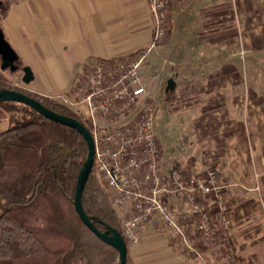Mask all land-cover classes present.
Segmentation results:
<instances>
[{
  "label": "crops",
  "instance_id": "crops-1",
  "mask_svg": "<svg viewBox=\"0 0 264 264\" xmlns=\"http://www.w3.org/2000/svg\"><path fill=\"white\" fill-rule=\"evenodd\" d=\"M1 1L5 4L6 0ZM8 1L10 5L1 21V31L18 55L20 65L28 66L33 73V80L29 84H20L25 90L44 97L63 93L88 67L99 61L120 62L136 55L148 47L151 40L153 17L149 0ZM170 2V29H237V19H241V29L251 32V35L246 36V41L250 40L248 47H264V0ZM206 41L218 47L226 43L224 37L213 42H209L210 39ZM198 42L195 37L189 46H200ZM193 49H187V54L193 53ZM253 51L250 56L257 59L260 52L254 48ZM261 51L264 53V49ZM188 56L179 61L185 63V66L175 64L176 72L191 74L192 77L199 72L202 75L207 73L205 69L196 70L194 57ZM217 62H222L224 66L225 58ZM234 73L237 71L234 70ZM231 74V71L221 70L210 75H217L222 80L237 76ZM196 90H201L205 97L196 101L195 106L203 103L207 105L212 97L220 99L212 108L224 110L232 121L223 136L211 135L203 139V147L208 145L218 148V152H205L201 161L211 162L229 185L228 198L236 221L232 231L236 233L237 239H233L232 231L230 233L234 248L242 253L245 251L249 257H258L264 254V250L260 249L264 246V87H247L244 92L247 98L243 102L240 100V104H237V95L227 98L231 91L224 85ZM7 128V118L0 117V132ZM228 144L232 145L231 151L227 148ZM162 158L165 163L163 152ZM248 227L257 228L258 232L248 233V245L238 248L240 237L247 236L242 230ZM166 231L158 223L144 226L139 232V244L129 246L135 264H164L186 260L176 238ZM162 254L164 256L161 258L157 256Z\"/></svg>",
  "mask_w": 264,
  "mask_h": 264
},
{
  "label": "built area",
  "instance_id": "built-area-1",
  "mask_svg": "<svg viewBox=\"0 0 264 264\" xmlns=\"http://www.w3.org/2000/svg\"><path fill=\"white\" fill-rule=\"evenodd\" d=\"M149 6L148 47L124 61L97 62L66 91L49 98L76 115L78 106L85 107L82 119L93 140V164L127 244L138 245L144 226L158 223L176 238L184 257L205 264L201 247L213 253L225 246L233 227L229 185L211 162L163 161L154 121L157 106L140 69L163 45L171 2L149 0Z\"/></svg>",
  "mask_w": 264,
  "mask_h": 264
},
{
  "label": "trees",
  "instance_id": "trees-1",
  "mask_svg": "<svg viewBox=\"0 0 264 264\" xmlns=\"http://www.w3.org/2000/svg\"><path fill=\"white\" fill-rule=\"evenodd\" d=\"M9 5L6 0L0 8V29ZM0 90L26 94L89 130L81 117L57 100L18 88L1 73ZM0 117L8 120V128L0 132V264H117V251L98 239L74 209L75 185L88 152L83 136L17 102L0 100ZM47 179L51 183L44 191ZM81 205L98 231L113 228L122 234L94 164ZM126 246L125 264H135L127 242ZM231 249L223 245L220 256ZM202 253L213 254L205 248ZM193 260L164 264H202Z\"/></svg>",
  "mask_w": 264,
  "mask_h": 264
},
{
  "label": "rangeland",
  "instance_id": "rangeland-1",
  "mask_svg": "<svg viewBox=\"0 0 264 264\" xmlns=\"http://www.w3.org/2000/svg\"><path fill=\"white\" fill-rule=\"evenodd\" d=\"M227 20L231 19H226V21ZM240 21L241 19H237V29H225L220 31L170 29V22L169 25L167 24V34L163 45L148 55L147 62L140 69V73L145 78L144 84L149 88L151 97L154 99L157 106L154 119L155 130L158 133V140L165 158V163L169 164L170 160L179 165L188 164L193 160L202 162L201 156L205 152H207V154L211 151H215V153L218 152V148L214 149L208 145L203 147V139L205 137H211V135L223 136L232 122L228 119L224 110L212 108L213 105L215 106L220 102V99L212 97L207 105L203 103L199 106H195L196 101L199 102L205 97L204 94H201V90L197 91L196 88H209L224 85L231 91L230 94L227 95V98L230 99L237 95L239 96L237 104H240V100L243 102L245 98H247L244 94L247 87L256 85H263L264 87V53L261 51L264 47H248L250 40L248 39V41H246V36L251 35V32L241 29ZM195 37L199 41L197 44H200V46L196 45L195 47H190L189 44ZM222 37H224L226 41L224 46L218 47L216 45H210L206 41V39H210L209 42H213L217 41V39L221 40ZM189 48H194L193 53L189 52L190 54H187V49ZM253 48L260 52L257 54V59L250 56L252 55L251 52H255ZM186 55H189L188 57H194V64H192L197 68L196 70L205 69L208 74L204 73L202 75L199 74V72L192 77L191 74L186 75L184 72H176L175 64L185 66V63H180L179 61H182ZM221 58H225L224 66H222V62H217V60ZM221 70L231 71L233 74H235V70L237 71L235 74L237 76L226 77L222 80L217 75H210L215 71ZM250 71L253 72L251 73L252 78L249 74ZM0 73L7 77L14 86L24 89L21 85L23 83L21 82L20 72L11 73L8 70H0ZM169 78H173L176 86L173 91L165 92L166 82ZM237 87H239L240 90L239 88L237 89ZM232 88L234 90H232ZM175 100L177 101L176 103ZM192 103L193 106H195L194 108L192 105L190 106ZM243 110L242 108L241 111ZM78 111L79 113L77 114L81 115L79 117H86L87 113L84 106H78ZM227 146L229 151L233 149L231 147L232 145L228 144ZM98 179L101 180L99 177ZM49 183L51 182L47 179L43 187L44 191L48 190L47 185H50ZM232 216L234 220L232 229H234L236 221L233 212ZM257 227H259V230L261 229L260 226ZM232 229L225 241V246L232 249L227 251L225 257L220 256L219 250L222 247L221 245L215 249L211 256L202 253L201 255L206 259L205 264H264V254H259L258 257H253L251 255L249 257V254L245 253V251L243 253L240 252L241 250L236 251L233 246V239L236 240L237 235L233 233ZM231 231L233 233V239L230 235ZM242 231V233L247 236L244 238L240 237V242H237L238 248L248 245V243H246L249 237L248 233H257L258 229H250L248 227L247 229L244 228ZM252 242H254V240H252ZM200 246H202V244ZM201 249L203 248L201 247ZM260 249L264 250V246L262 245ZM262 250L260 252H262ZM130 255L131 257L133 256L131 251ZM157 256L161 258L164 254ZM134 257L136 258L135 255ZM193 258L196 257H187L185 262H194ZM258 258H260V261Z\"/></svg>",
  "mask_w": 264,
  "mask_h": 264
},
{
  "label": "water",
  "instance_id": "water-1",
  "mask_svg": "<svg viewBox=\"0 0 264 264\" xmlns=\"http://www.w3.org/2000/svg\"><path fill=\"white\" fill-rule=\"evenodd\" d=\"M0 8H4V3L0 0ZM0 70H8L11 73L20 72L21 73V82L23 84H29L33 80V73L28 66L19 65V57L13 48L9 45L6 39L3 36V33L0 29ZM176 83L173 78H169L166 82L165 92L173 91L175 89ZM0 100H8L12 102H17L24 104L33 110L37 111L44 118L57 122L63 126L70 127L78 131L86 141L88 152L87 158L83 164V167L77 177L75 185V193L73 205L74 209L81 219L83 224L93 232V234L100 239L105 244L114 248L118 253V263L125 264L127 256V246L122 234L113 229L109 228L105 232L98 231L93 225L91 219L83 212L81 205V195L85 185V182L91 172L93 166V155H94V146L93 140L89 130L79 123L76 119L67 117L55 112H52L41 105L35 99L27 96L18 91L14 90H0Z\"/></svg>",
  "mask_w": 264,
  "mask_h": 264
}]
</instances>
